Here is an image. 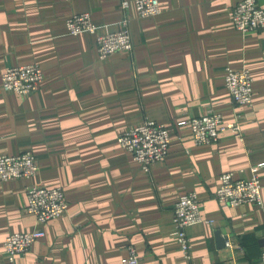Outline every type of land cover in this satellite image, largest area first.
<instances>
[{
  "label": "crops",
  "instance_id": "0c3cea01",
  "mask_svg": "<svg viewBox=\"0 0 264 264\" xmlns=\"http://www.w3.org/2000/svg\"><path fill=\"white\" fill-rule=\"evenodd\" d=\"M0 0V76L35 63L44 74L36 93L8 94L0 79V155L32 152L39 172L0 181V264L13 233L42 231L13 264H125L128 248L144 264H255L264 249V30L237 31L230 11L241 0H159L160 14L138 18L132 0ZM264 8V0H256ZM88 13L98 32L127 22L132 52L98 59L95 36H71L65 21ZM227 69L250 71L252 103L237 106ZM210 111L241 124L242 139L224 133L196 146L189 121ZM155 121L171 136L165 161L149 173L116 140L127 128ZM260 179L262 208L222 207L219 177ZM60 187L68 204L59 220L37 225L24 210L27 187ZM195 193L201 223L175 237L173 207ZM225 238L220 244L216 234ZM229 240L230 246H226Z\"/></svg>",
  "mask_w": 264,
  "mask_h": 264
},
{
  "label": "built area",
  "instance_id": "2783aa9c",
  "mask_svg": "<svg viewBox=\"0 0 264 264\" xmlns=\"http://www.w3.org/2000/svg\"><path fill=\"white\" fill-rule=\"evenodd\" d=\"M138 18L158 16L161 12L159 0H132ZM256 0H241L230 11V20L234 28L242 35L248 36L264 30V8L257 5ZM121 9L125 10L129 4L122 0ZM67 32L75 37L81 33L95 36L98 59L105 60L115 53L132 52V40L127 22L113 32L99 33L88 13L75 14L65 21ZM44 80L42 68L37 64L11 66L1 75V89L6 93H16L26 97L34 93ZM225 89L229 92L233 102L242 108L252 103V77L247 69H227L225 75ZM179 126H187L191 138L196 146L216 143L221 135L230 133L232 137L242 139L241 124L238 121H226L223 115L210 111L203 115L192 117L189 121H181ZM117 145L129 155L144 173H149L156 163L166 160L170 151L171 136L165 125L155 121H145L131 126L119 133ZM33 153L25 151L12 156L0 155V181L12 179H29L39 171ZM231 173H223L219 177L215 191V199L222 207H239L246 203H253L262 208L261 183L255 174L245 179L234 180ZM25 207L27 213L35 217L37 225L48 224L62 218L68 208L65 193L60 187L46 188L32 185L25 191ZM200 200L195 193H187L178 198L173 207V221L176 226L175 237L181 252L185 257L190 253V242L185 230L202 222L200 214ZM44 233L32 231L27 233H13L4 241V255L9 264L28 253L32 245ZM226 246H230L229 240ZM125 264H144L136 255L133 247L128 248ZM152 264V263H149ZM264 264V249L261 251L260 261Z\"/></svg>",
  "mask_w": 264,
  "mask_h": 264
},
{
  "label": "rangeland",
  "instance_id": "374dc122",
  "mask_svg": "<svg viewBox=\"0 0 264 264\" xmlns=\"http://www.w3.org/2000/svg\"><path fill=\"white\" fill-rule=\"evenodd\" d=\"M75 37H76V36H75ZM28 64H32V63H28ZM34 64H35V63H34ZM18 65H22V64H17L16 66H18ZM24 65H27V64H24ZM11 66H15V65H11ZM11 66H10V67H11ZM6 68H8V67H6ZM6 68L3 69L2 73L5 71ZM2 73H1V75H2ZM0 79H1V76H0ZM43 81H44V80H43ZM36 91H37V90H36ZM36 91H35L34 93H36ZM5 93H6V92H5ZM34 93H32V94H34ZM8 94H14V93H8ZM15 94H16V93H15ZM32 94H30V95H32ZM20 96H21V95H20ZM28 96H29V95H28ZM21 97H22V96H21ZM26 97H27V96H26Z\"/></svg>",
  "mask_w": 264,
  "mask_h": 264
},
{
  "label": "water",
  "instance_id": "95a60500",
  "mask_svg": "<svg viewBox=\"0 0 264 264\" xmlns=\"http://www.w3.org/2000/svg\"><path fill=\"white\" fill-rule=\"evenodd\" d=\"M216 236H217V239H218V241L220 242V244H223L225 238H221L220 235H219V233H217Z\"/></svg>",
  "mask_w": 264,
  "mask_h": 264
}]
</instances>
